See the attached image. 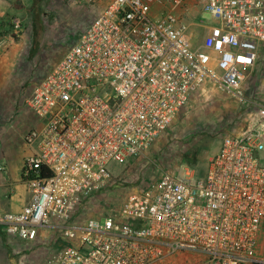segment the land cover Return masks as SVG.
Masks as SVG:
<instances>
[{"label": "built area", "instance_id": "2783aa9c", "mask_svg": "<svg viewBox=\"0 0 264 264\" xmlns=\"http://www.w3.org/2000/svg\"><path fill=\"white\" fill-rule=\"evenodd\" d=\"M193 1L109 0L34 86L20 170L30 200L0 211L11 247L47 236L43 264H166L185 254L195 264H264V119L226 135L203 177L183 165L127 193L116 216H83L110 164L142 156L202 86L243 100L264 45V0H201L212 24H185ZM191 25L205 30L197 47ZM22 28L0 14V32Z\"/></svg>", "mask_w": 264, "mask_h": 264}, {"label": "rangeland", "instance_id": "374dc122", "mask_svg": "<svg viewBox=\"0 0 264 264\" xmlns=\"http://www.w3.org/2000/svg\"><path fill=\"white\" fill-rule=\"evenodd\" d=\"M108 1L0 0L1 15L18 16L23 22L22 31L17 34L0 32V109L19 108L23 112L34 86ZM199 1L194 0L190 10L184 13L185 24L198 20L205 25L212 24L208 13L200 14ZM188 31L192 33L193 46L201 45L205 30L191 25ZM243 97V100L234 99L213 85L202 86L142 156L124 165L110 164L112 178L91 198L83 216H116L127 193L163 172H176L183 165L192 168L196 177H203L209 159L218 152L226 135L241 133L263 121L264 101L257 97L256 91L246 93L244 90ZM21 243L25 248L27 242ZM28 244L32 254L40 248L44 254L51 249L47 236ZM258 247L264 256V222L259 230ZM197 261L196 256L185 254L166 264H195Z\"/></svg>", "mask_w": 264, "mask_h": 264}, {"label": "crops", "instance_id": "0c3cea01", "mask_svg": "<svg viewBox=\"0 0 264 264\" xmlns=\"http://www.w3.org/2000/svg\"><path fill=\"white\" fill-rule=\"evenodd\" d=\"M247 79L249 81H247ZM244 83L246 93L256 91L264 101V45L261 46L256 64L247 75ZM29 116L18 109H0V211L17 213L28 203L30 194L23 183L20 170L24 158L31 150L24 142ZM24 244L11 247L7 238L0 234V264H43L46 256L40 248L32 254Z\"/></svg>", "mask_w": 264, "mask_h": 264}, {"label": "trees", "instance_id": "16d2710c", "mask_svg": "<svg viewBox=\"0 0 264 264\" xmlns=\"http://www.w3.org/2000/svg\"><path fill=\"white\" fill-rule=\"evenodd\" d=\"M42 169V168H41Z\"/></svg>", "mask_w": 264, "mask_h": 264}]
</instances>
